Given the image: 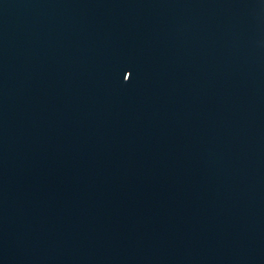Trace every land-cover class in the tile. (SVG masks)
<instances>
[{
    "label": "water",
    "instance_id": "water-1",
    "mask_svg": "<svg viewBox=\"0 0 264 264\" xmlns=\"http://www.w3.org/2000/svg\"><path fill=\"white\" fill-rule=\"evenodd\" d=\"M0 264H264V0H0Z\"/></svg>",
    "mask_w": 264,
    "mask_h": 264
}]
</instances>
